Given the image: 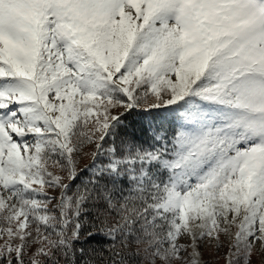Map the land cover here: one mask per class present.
Returning <instances> with one entry per match:
<instances>
[{"label": "snow or ice", "instance_id": "6c2138e0", "mask_svg": "<svg viewBox=\"0 0 264 264\" xmlns=\"http://www.w3.org/2000/svg\"><path fill=\"white\" fill-rule=\"evenodd\" d=\"M0 264H264V0H0Z\"/></svg>", "mask_w": 264, "mask_h": 264}]
</instances>
